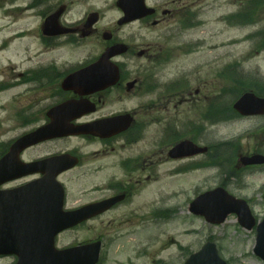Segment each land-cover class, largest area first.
Returning <instances> with one entry per match:
<instances>
[{"label": "rangeland", "instance_id": "374dc122", "mask_svg": "<svg viewBox=\"0 0 264 264\" xmlns=\"http://www.w3.org/2000/svg\"><path fill=\"white\" fill-rule=\"evenodd\" d=\"M56 1L48 2L53 4ZM63 1L70 3L72 7L67 16L70 20H76L84 12L95 10L100 13V17L103 15L97 25L98 32L86 36L84 43H60L57 42L58 40L43 43L39 35V10L43 8L21 11L15 6L24 5L29 0H0V73L3 74V76L0 74V80L17 79L16 73L28 65L27 57L29 56L43 60L44 57L60 55L63 63L71 55L80 57L90 52L85 57L97 56L112 43L110 42L112 38L105 36L109 33L113 36V30L118 31L117 35L139 52L140 48L144 47L142 45L153 44L152 53L161 50L171 53L169 61H166L164 57L159 58L158 62L133 57L131 64L132 67H141L146 70L145 73H154L162 89L167 87L164 83L171 85L182 82L184 72L188 74L185 75L186 81H183L185 86L183 90L188 87L193 91L196 88L201 89L199 95H193V91L191 95L182 94L180 98L184 100L189 98L184 104L181 99H174L169 105V111L165 112L167 116L177 120L175 123H178L180 127L185 119L206 124L205 129L199 134L191 131L189 135L180 137L181 139L191 138L200 146L214 145L216 148L207 154L200 153L197 158L205 163L213 162L212 155L216 153L221 155L220 144L231 143L232 145L225 146V149L229 151V161L220 157V167L184 169L182 173L175 174L173 169L183 161L169 157L168 151L162 154L164 148L159 146L162 131L167 125L166 123L152 125L146 131L143 142L134 147L133 154L142 151L149 156L150 147L157 142L159 145L153 146L159 148L153 151V153H159L154 158L160 159L157 177L153 180H146L147 178L143 177L144 183L133 204L122 206L118 211L65 233L60 245L76 244L102 237L105 243L102 264H131V262L182 264L188 251L187 255L199 250L206 241L213 240L231 264H264L253 253L256 239L254 230H246L239 226L235 217L221 224H210L205 219L193 216L189 211L190 202L198 194L224 184L231 193L250 200L257 218L261 219L264 216V166L254 171L249 170L250 173L247 172L248 175L246 173L242 177L239 168L241 162L239 160L237 162L240 154H253L256 151L264 154V117H240L211 124L210 120L200 122L202 119L199 114L213 102L214 96L220 94L222 100L219 104L225 102L232 105L238 97L236 92L238 90L241 92L243 86L245 90L248 89L245 86H250L253 90L255 87L264 96V50L260 51L262 43L259 38L250 37L264 29V6L258 13H254V22L238 23L234 17L230 24L227 18L230 19L229 14L240 8L242 0H183L181 3L176 2L175 5L170 4V0H154L152 5L156 2L162 8L177 10L182 9L184 2H187V5H191L190 10L193 13L200 14V21L193 27L187 25L186 28H182V24L178 23L176 18L173 20L167 17L170 23L166 22L157 28H141L139 23L124 27L117 24L120 16L116 6L117 0ZM248 2L249 0H244L243 8L248 6ZM19 32H22V35H18ZM54 45L59 46L54 47ZM73 52L78 53L72 54ZM230 64L234 65L236 73L229 72V75L226 73L220 76V71ZM63 68H65L64 65ZM233 75L237 79L242 77L244 81L247 80L246 84H238ZM42 85V82L36 84L30 82V84L13 88L0 87V142H10L41 125L43 121L30 120L35 122L27 126L24 120L28 121L26 118L29 115H38L42 112L47 106L48 101L45 100L47 95L57 92L55 85L45 87ZM227 87L228 90L224 95ZM117 98L118 95L113 93L111 104L104 110L111 111L115 107L131 110L140 102H145L148 97L140 98L138 95H133L125 97L124 100ZM24 110L26 113L23 112ZM18 112H23L24 115H19ZM17 115L20 117L18 118ZM174 141L176 140L169 141L163 146L171 149ZM76 146L82 147L85 152L102 147L98 142L89 143L81 139H69L55 143H42L29 148L25 151L24 158L33 159L57 148L66 149ZM3 149L1 147L0 152ZM98 158L95 164L104 163L106 167L93 178L78 177V173L86 166L74 169L67 174L66 178L64 177L69 186L70 205L93 197L91 194L85 197L80 196L83 188H90L97 183L103 184L108 177L122 175L118 163L112 157L105 158L100 155ZM87 165L92 167L90 161ZM169 194H172L170 195L172 197L166 200L164 210L171 212V218H162L161 212L157 214V217H153L156 204L169 197L167 196ZM151 211H153L152 214ZM5 260L1 259L0 264H5Z\"/></svg>", "mask_w": 264, "mask_h": 264}, {"label": "flooded vegetation", "instance_id": "af4514ba", "mask_svg": "<svg viewBox=\"0 0 264 264\" xmlns=\"http://www.w3.org/2000/svg\"><path fill=\"white\" fill-rule=\"evenodd\" d=\"M48 1L49 0H39L38 2L30 3L26 5L25 8H23V11H33L43 8L39 10V18L40 21L43 22L48 15L54 13L55 11L62 10L60 21L62 20L65 25L75 28V31L61 37H47L44 35H42L41 37L42 32L39 26V35L41 37L40 39L43 38L44 40H49L51 42L54 40H58L57 42L60 43H62L63 40L67 43H84L83 41L87 39V37L84 36L85 32H90L91 34L98 32L97 25L99 24L100 19L98 20V22L93 21L91 25L92 27H87V24L92 20V17L90 15L91 12L86 13L81 19L70 20L67 18L72 10V8L70 7V3H65L63 0H57L55 3L51 4ZM153 1L154 0H148L149 3L151 2V5ZM182 1L183 0H170V4L175 5L176 2L181 3ZM187 4V2H184V6L182 7V9L177 10L175 8H162L155 2L154 5H152L154 7V12L151 16H146L124 25L119 24V18V20H117V24L121 27H124L139 23V26L141 28H157L161 24L168 22V20L166 19L167 17L173 20H175L176 18L178 23H180L182 18H185V21L188 22L190 17L191 5ZM123 16L124 13L122 12L120 17L122 18ZM192 16L196 17L198 15L192 14ZM189 23L191 24L194 22L190 21ZM117 34L118 31L113 30L114 40H111L113 43L121 42L123 40L119 39L120 37ZM58 46L54 45V47ZM142 46L144 47L140 48L141 51L139 52L129 45V50L126 53L117 55L112 58V61L119 66V80L116 84H114L113 86H109L104 90L96 91L93 93H86L85 90H90V88L84 89L83 84L89 81V77H84L82 83L76 86L77 89H64L62 86L64 79L68 75L97 61L98 58L102 55V53H100L99 55L94 57H85L90 52H86L87 54L84 53V55L80 57L71 55L67 57L64 63L60 55L59 57H55L53 55L44 57L43 60H37L35 56H29L27 57V60L29 61L28 65H26L23 70L16 73L18 76L17 79L12 80V82L9 83L10 88L23 84H30V82H34V84L42 82V87L55 85V88H57V92L55 94L50 93L49 95H47V98L45 100H47L48 102L46 103L47 106L44 107L43 111L38 115H29V117L26 118L28 121L40 120V122H48L50 120L48 117L49 109L56 105L59 106L62 104H65L66 106H64V108L60 111L61 113H63L61 115L71 114L69 116H75L70 119V121L73 123H87L101 118L113 117L116 115H127V113H129L134 118L130 127L126 131L121 132L113 136L112 138L102 140L98 137H93L90 135L84 136L80 134L79 136H72L76 139H81L89 143L99 142L103 144L102 147L93 148L87 152H85L84 149L79 146L71 150L55 149L48 152V156L52 154L60 155L63 152H69L72 155L78 157L79 164L61 174V177L63 178H66L69 172H72L74 169L76 170L83 166L86 167L82 168L84 170L78 173V177H93L94 175H98L106 167V164L104 163L95 164V162L98 161V157L100 155H103L105 158L112 157L114 161L118 163L122 171V175L114 176L113 178L108 177L107 180H105L104 185H102V188L91 191L93 197H91V199L89 198V202L100 201L110 197H117V202L110 208H108L103 214L98 215L97 218H102L115 211H118L122 206L133 204L134 199L137 197V194L140 191V187L144 183L143 177L145 179L147 178L146 180H153L157 177L160 159L154 158L155 156L159 155V153H153V151L159 148L153 146L159 144L157 142H154V145L150 147V151L147 150L150 153L149 156L145 155L142 151H137L135 154H133L134 147L143 142L146 136V131L152 125L166 123L167 126L163 129V131L166 130V132H168L169 130H171L174 135L175 130L178 128V126L176 125V123H174V118L167 116L165 112L169 111V105H171L174 99H181L183 104L189 100V98L186 97L185 98L188 100L180 98V96L182 94L184 95V93L190 94L189 90H184V92H176L174 89L170 88L167 83H164V86L167 87L165 89H162V86L159 83V79L154 73H145L146 70H143L141 67L131 66L134 58H146L148 60H155L156 62H158L159 58L163 57L164 59H166V61H169V58H171L172 56L171 53L165 52V50H161L157 53H152V47H154L153 44H145ZM76 53L78 52H73L72 54ZM27 55H29V53H27ZM63 65L65 68H63ZM142 73H144V75ZM160 81H162V78H160ZM200 92L201 89H197L195 94L199 95ZM113 93L118 95V100H124L125 97L128 98L133 95H138L140 98L147 96L148 98L145 102H140L139 105L132 108L131 110L116 109L119 107H115V109L111 111L104 110V108L108 107L111 104L110 100ZM79 101H85L86 105H83L87 107H83V109L75 108L76 103ZM23 112H25V110ZM23 112H18V114L24 115ZM65 119L69 120L67 118ZM186 120L187 119L183 121V124L186 123ZM200 132L201 128L198 129V133ZM168 140L169 138L164 139L163 137L161 139L162 146L160 147H163V145H167L166 143L169 142ZM55 141L56 139L50 142ZM117 144L120 145L117 146ZM163 148L164 149L162 151V154H166L164 151H168V147L164 146ZM121 149H123V151H120ZM88 161L91 162L92 167H88ZM30 181L31 179L14 180L10 183V186H19L29 183ZM95 186L100 185L96 184ZM16 262L17 258L13 257L12 261L9 264H15Z\"/></svg>", "mask_w": 264, "mask_h": 264}, {"label": "water", "instance_id": "95a60500", "mask_svg": "<svg viewBox=\"0 0 264 264\" xmlns=\"http://www.w3.org/2000/svg\"><path fill=\"white\" fill-rule=\"evenodd\" d=\"M126 14L127 19H135L143 16L145 13H150L152 10L147 9L145 0H119ZM55 20L50 17L48 20ZM48 25V24H47ZM46 29H51L46 26ZM109 48L101 57L98 63L91 65V69L97 73L96 68L109 64V59L116 53L126 51L125 45ZM99 76L95 81V88L104 87L116 82L118 78V70L115 67L111 77L107 75L96 74ZM113 77V78H112ZM235 108L244 115L264 114V98L258 97L254 93L244 94L235 104ZM115 127L111 129L119 130L123 125H119L118 120H114ZM60 124L52 122L38 128L20 139H18L10 151L0 160V185L5 179L17 177L22 174L31 173L36 170L34 164H24L20 161L19 155L26 147L38 143L42 140L59 135L61 133H69L67 130L61 129ZM126 125V124H125ZM100 132L102 130H99ZM98 131V132H99ZM191 144L184 142L177 146L174 151L186 148ZM256 161V160H255ZM264 162V160H261ZM39 170H42L41 168ZM43 179L50 182H38L29 184L19 190L0 191V253H17L20 256L19 264H55L53 257L49 254L60 251L54 248V238L59 231L74 226L83 221L88 215L96 213L92 207H85L78 211L66 212L63 210V191L57 184L51 181L55 175H50V172ZM56 184V185H55ZM54 187L57 191L51 193ZM62 192V195H61ZM214 194H208L199 198L196 204L207 202L205 209L194 210L199 214L205 215L208 219L221 222L230 212L239 211L243 205L236 201L232 203V199L225 206H229L224 211L221 220L210 218L209 213L213 207L220 205L217 199H214ZM224 206V207H225ZM219 207V206H218ZM99 213V212H97ZM100 243L81 246L62 252L61 261L57 264H85L84 261H89L87 264H95L98 260ZM256 253L264 258V222L258 227ZM65 252H67L65 254ZM64 253V254H63ZM185 264H226L218 256L216 246L213 243H208L197 254L192 255Z\"/></svg>", "mask_w": 264, "mask_h": 264}, {"label": "trees", "instance_id": "16d2710c", "mask_svg": "<svg viewBox=\"0 0 264 264\" xmlns=\"http://www.w3.org/2000/svg\"><path fill=\"white\" fill-rule=\"evenodd\" d=\"M256 11H257V9H256ZM256 11H255V13H256ZM239 83H242V84H246V81H241L240 80V82ZM245 87H248V88H251V87H249V86H245ZM243 89H244V86H243ZM242 91H244V90H242ZM241 91V92H242ZM238 92H239V90H238ZM240 93V92H239ZM211 112H210V114H213L215 111H219L220 113H221V116L219 117V120L220 119H229V118H232V116L233 115H235V113L233 112V108H232V106H225V104L223 105V106H220L219 108H215V107H209L208 108ZM216 109V110H215ZM213 120H216V119H214V118H212ZM218 120V119H217ZM218 120V121H219Z\"/></svg>", "mask_w": 264, "mask_h": 264}]
</instances>
